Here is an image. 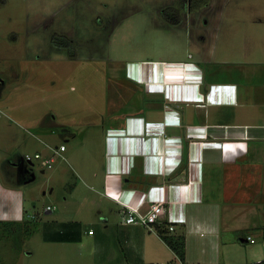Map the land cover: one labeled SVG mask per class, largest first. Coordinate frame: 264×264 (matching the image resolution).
Masks as SVG:
<instances>
[{
	"label": "rangeland",
	"instance_id": "obj_1",
	"mask_svg": "<svg viewBox=\"0 0 264 264\" xmlns=\"http://www.w3.org/2000/svg\"><path fill=\"white\" fill-rule=\"evenodd\" d=\"M55 41L71 42L74 58ZM204 47L213 51L209 70L240 80L244 99L258 102L264 0H0V183L29 182L20 221L0 226V264H93L65 254L53 239L69 186L102 167L113 118L140 110L164 114L169 107L166 83L151 87L150 80H137L142 68L132 76L131 68L187 61L191 53L198 58ZM189 66L201 69L194 61ZM61 145L66 159L51 170L26 162V154L47 157ZM86 191L82 183L74 196H89ZM48 206L56 209L47 213ZM258 217L264 225V203ZM104 218L96 211L85 224L99 236ZM24 223L36 228L30 238L21 232ZM251 232L256 243L241 244L243 250L264 255L260 231Z\"/></svg>",
	"mask_w": 264,
	"mask_h": 264
},
{
	"label": "crops",
	"instance_id": "obj_2",
	"mask_svg": "<svg viewBox=\"0 0 264 264\" xmlns=\"http://www.w3.org/2000/svg\"><path fill=\"white\" fill-rule=\"evenodd\" d=\"M204 51V56L191 53L190 60L163 62L158 68H131V76L136 67L142 68L137 80H150L151 87L160 85L157 80L166 83L169 107L164 114L162 109L140 110L109 123L102 167L93 169L86 181L71 183L70 196L61 204L57 232L72 240L58 242L65 254L93 264L264 261L263 254L253 256L241 245L250 243L248 237L256 243L251 231L262 235L264 228L258 217V204L264 203V92L251 106L240 80L209 70L213 51ZM193 61L201 71L186 69ZM126 79L135 81L129 75ZM82 183L89 196L75 197ZM28 184L25 179L15 185L0 183L2 223L20 221L26 204L22 189ZM162 201L169 212L164 221L170 213L180 221L172 234L185 237L184 262L160 233H169L167 228L125 224L124 204L148 210ZM96 211L105 217L98 222L100 228L103 224L99 236L90 234V224H85Z\"/></svg>",
	"mask_w": 264,
	"mask_h": 264
},
{
	"label": "built area",
	"instance_id": "obj_3",
	"mask_svg": "<svg viewBox=\"0 0 264 264\" xmlns=\"http://www.w3.org/2000/svg\"><path fill=\"white\" fill-rule=\"evenodd\" d=\"M160 64H163V62H149L146 65L158 68L157 65ZM214 145L216 147H221L222 143H214ZM66 150L67 147L65 145H61L60 147L55 148L51 147L50 151L52 152V154L47 157L45 155H42L41 153H35V155L26 154L25 159L26 162L31 165H35L36 162H38L42 169L51 170L58 158L62 160L66 159V157L64 156ZM124 206L126 207L124 214L125 224L127 225H139L144 228L156 230L158 227H162L163 224H165L168 231L170 233H173L176 229V225L180 223V221L177 220L173 215H171V213L168 214L167 220L164 221V214H167L169 212H167L165 203L163 201L159 203H153L148 210H142L140 207H134L127 204H124ZM47 211H53V207L48 206ZM31 218L33 217L31 216ZM89 233L93 234V231L90 230ZM247 241L255 243V240L252 237H248Z\"/></svg>",
	"mask_w": 264,
	"mask_h": 264
},
{
	"label": "trees",
	"instance_id": "obj_4",
	"mask_svg": "<svg viewBox=\"0 0 264 264\" xmlns=\"http://www.w3.org/2000/svg\"><path fill=\"white\" fill-rule=\"evenodd\" d=\"M167 15H169V11H166L165 16L167 17ZM53 43H54V46L57 49H61L62 50V49H65V48H69L68 52H69V55L72 58H74V56L76 55V52L72 53V51H71V47H70L71 42H64V44H63L61 42L55 41ZM32 217L34 218V216H32ZM30 218H31V216H30ZM7 223L8 222H4V223L0 222V226L3 225V224L6 225ZM24 225L25 226H23V230L21 232H22L23 235L26 234L30 238L35 233V229L36 228H34L33 227L34 225L30 224V223H24ZM158 228H166V226H165V224H163L162 227H158ZM261 231H262V238H263V241H264V228H262ZM16 232H18V231H16ZM160 233L164 236L163 238L165 239V241L167 242L169 247L175 252V254L177 255L178 259L181 262H184L185 261V237L182 236V235L180 236V235H177V234H172L170 232L166 233V230L161 231ZM47 234L48 233H44V235L46 236L45 238H49ZM68 238L69 237H67V235H64V232H62V233H58L57 232V234H55V237L53 239L55 241H57V242L71 240L70 238L69 239ZM253 264H264V261H261V262H258V263H253Z\"/></svg>",
	"mask_w": 264,
	"mask_h": 264
},
{
	"label": "flooded vegetation",
	"instance_id": "obj_5",
	"mask_svg": "<svg viewBox=\"0 0 264 264\" xmlns=\"http://www.w3.org/2000/svg\"><path fill=\"white\" fill-rule=\"evenodd\" d=\"M1 110V112H5L4 110H2V109H0Z\"/></svg>",
	"mask_w": 264,
	"mask_h": 264
},
{
	"label": "bare ground",
	"instance_id": "obj_6",
	"mask_svg": "<svg viewBox=\"0 0 264 264\" xmlns=\"http://www.w3.org/2000/svg\"><path fill=\"white\" fill-rule=\"evenodd\" d=\"M131 71H134V70L131 69ZM221 136H222V135H221Z\"/></svg>",
	"mask_w": 264,
	"mask_h": 264
}]
</instances>
